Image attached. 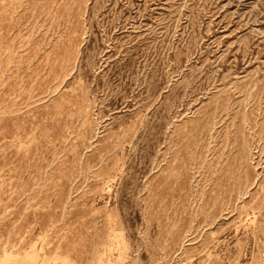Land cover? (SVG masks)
Segmentation results:
<instances>
[{
	"label": "rangeland",
	"instance_id": "obj_1",
	"mask_svg": "<svg viewBox=\"0 0 264 264\" xmlns=\"http://www.w3.org/2000/svg\"><path fill=\"white\" fill-rule=\"evenodd\" d=\"M0 264H264V0H0Z\"/></svg>",
	"mask_w": 264,
	"mask_h": 264
}]
</instances>
